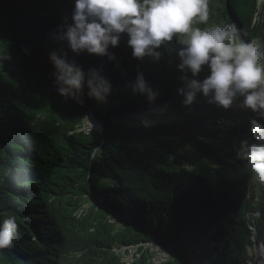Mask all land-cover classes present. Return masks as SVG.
<instances>
[{
	"label": "trees",
	"instance_id": "16d2710c",
	"mask_svg": "<svg viewBox=\"0 0 264 264\" xmlns=\"http://www.w3.org/2000/svg\"><path fill=\"white\" fill-rule=\"evenodd\" d=\"M74 5L0 0V224L18 226L0 264H260L264 183L238 151L257 142L251 119L264 118L240 107L243 97L226 110L200 94L185 107L175 37L159 61L134 58L126 33L110 47L116 60L75 56L85 70L103 65L113 92L107 104L87 88L83 104L66 100L49 53ZM233 23L264 51V0H209L207 25L196 26ZM138 72L159 91L152 105L125 87ZM208 74L205 66L198 78ZM92 116L101 128L84 134Z\"/></svg>",
	"mask_w": 264,
	"mask_h": 264
},
{
	"label": "clouds",
	"instance_id": "9594fccd",
	"mask_svg": "<svg viewBox=\"0 0 264 264\" xmlns=\"http://www.w3.org/2000/svg\"><path fill=\"white\" fill-rule=\"evenodd\" d=\"M63 19L64 23L51 32L52 39L61 47L49 53V60L55 69L53 85L66 100L83 104L87 88L88 98L107 104L113 92V84L103 74V65L85 70L75 56L86 52L116 60L110 47H118L126 33L134 58L159 61V49L175 37L181 45L176 52L180 61L177 68L184 73L180 77L183 86L177 93L183 97L185 107L193 105L200 94L209 104L226 110L243 97L239 106L264 118V64L261 63L264 51L257 40H244L234 23L223 27L196 26L207 25L209 0H75L72 22H68L67 16ZM65 42L67 49L75 54L72 58L63 47ZM205 66L210 74L199 79ZM125 87L133 94L146 96L149 105L159 96L143 72H138L135 81H128ZM159 110L167 111V104L159 106ZM152 111L156 109L150 108L149 112ZM142 123L150 127L154 122L145 116ZM95 128L93 121L85 120L82 131L91 134ZM250 132L257 142L241 141L238 156L250 165L255 179L264 183V123L251 119ZM98 151L92 152L93 158ZM17 227L14 218L0 224V249L13 245ZM125 261L129 264L127 258Z\"/></svg>",
	"mask_w": 264,
	"mask_h": 264
},
{
	"label": "rangeland",
	"instance_id": "374dc122",
	"mask_svg": "<svg viewBox=\"0 0 264 264\" xmlns=\"http://www.w3.org/2000/svg\"><path fill=\"white\" fill-rule=\"evenodd\" d=\"M152 109H154V107L152 108ZM90 120V119H89ZM92 121V120H91ZM94 122V121H93ZM95 123V125H96V127H99L98 125H97V123L96 122H94ZM262 248V249H261ZM134 250H135V248L132 250V253L134 252ZM259 253H261L262 255H264V247H260V249H259V251H258ZM169 251L168 250H163V251H161V253H157V255H156V260L159 262V261H161V260H165L166 258H168V256H169ZM131 255V254H130ZM128 257H130V256H127V258ZM259 263L260 264H264V257L262 258V260H260L259 261Z\"/></svg>",
	"mask_w": 264,
	"mask_h": 264
},
{
	"label": "water",
	"instance_id": "95a60500",
	"mask_svg": "<svg viewBox=\"0 0 264 264\" xmlns=\"http://www.w3.org/2000/svg\"><path fill=\"white\" fill-rule=\"evenodd\" d=\"M91 120H92V121H94V122H96V123H97V125L99 126V128H101V126H100L99 122H98V121H96V119H94V117H93V116L91 117Z\"/></svg>",
	"mask_w": 264,
	"mask_h": 264
}]
</instances>
